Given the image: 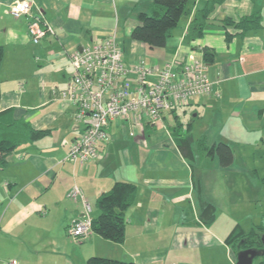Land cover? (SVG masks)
<instances>
[{"label":"crops","instance_id":"1","mask_svg":"<svg viewBox=\"0 0 264 264\" xmlns=\"http://www.w3.org/2000/svg\"><path fill=\"white\" fill-rule=\"evenodd\" d=\"M153 1L33 0V13L55 27V34L34 43L28 33L30 17H14L10 7L16 0H0V45L4 47L0 110L10 108L18 120L49 130L35 141L22 136L0 168V203L4 204L0 243L9 247L15 238H20V246L29 241L24 247L29 249L28 254L24 252L29 264H86L92 255L137 264L237 263L238 252L226 237L240 223L232 216L227 225L220 221L219 210L224 209L215 194L203 193L200 179L196 183L193 165L171 130L176 123L183 124L181 134H192L194 140L205 136L210 145L223 141L233 150L236 143L264 141V0H225L210 14L205 34L196 42L190 38L189 25L209 0H189V10L172 29L167 45L150 48L130 34L138 13L150 12ZM258 11L261 27L227 39L226 30L236 32L237 28H226L225 17L237 19ZM113 33L128 63L144 60L164 66L186 61L193 45L214 49L215 59L208 64L214 91L166 113L158 123L146 118L111 120L109 139L99 143L103 158L81 163L69 157V149L83 124L75 120V107L61 99L58 90L68 85L73 73L70 54L92 38ZM256 132L258 138L251 135ZM194 147L198 148L194 145L189 154L186 145L188 156L202 153ZM210 157L221 171L258 174L256 167L252 172L248 166H237L235 153L227 167ZM117 180L132 181L138 187L135 202L126 211L125 241L117 243L91 232L88 238L95 247L83 253L68 227L83 217L84 206L81 200L69 198L68 192L79 186L96 215L98 196ZM201 197L216 206L210 225L200 218ZM105 244L109 251L103 249ZM7 253L0 249V264H8Z\"/></svg>","mask_w":264,"mask_h":264},{"label":"built area","instance_id":"2","mask_svg":"<svg viewBox=\"0 0 264 264\" xmlns=\"http://www.w3.org/2000/svg\"><path fill=\"white\" fill-rule=\"evenodd\" d=\"M32 6L33 0H16L10 12L16 18L30 17L28 33L34 43H39L55 34V27L33 13ZM70 62L74 68L70 81L58 92L75 107L74 118L83 124L69 149V157L81 163L103 158L99 143L109 139L111 120L134 118L139 122L146 118L157 122L172 106L186 105L214 91L209 65L201 55L191 54L180 69H174L173 62L164 66L144 60L128 63L115 33L90 39L70 54ZM68 197L81 200L84 206L83 217L71 222L68 233L75 240L84 239L92 231V205L77 185Z\"/></svg>","mask_w":264,"mask_h":264},{"label":"trees","instance_id":"3","mask_svg":"<svg viewBox=\"0 0 264 264\" xmlns=\"http://www.w3.org/2000/svg\"><path fill=\"white\" fill-rule=\"evenodd\" d=\"M224 1L225 0H209L205 7L196 12L188 30L193 42H196L204 36L210 14L217 5ZM188 10L189 0H154L150 12L140 11L138 13V23L133 27L130 35L132 39L144 42L150 48L164 47L167 45L172 29L179 25L181 18ZM223 23L226 28L229 26L237 28L236 32H231L229 29L226 30L227 39L238 34L244 36L249 31L262 26V13L258 11L243 15L237 19L225 17ZM191 54L201 55L208 64L214 61L216 55L214 49L201 46L199 48L198 44L193 45L192 51H190L186 61L189 60ZM3 57L4 47L0 45V69ZM186 61L174 62V69H180ZM1 82L0 75V100ZM186 105L172 106L170 109L165 110L159 121L164 119L166 113H174L177 109ZM182 125L183 124H180L179 127L178 123H176L175 127H172L171 133L180 140V146L186 155L192 154V147L196 145L199 150L204 149L207 155L217 157L219 164L223 167L230 166L233 163L234 150L230 144L221 141L210 145L207 143L205 136H200L194 140L192 134H181V130L183 131V128H181ZM48 133L49 130L36 129L30 122L18 120L14 117L13 110L10 108L0 110V168L6 165L8 155L15 151L21 144L22 136H26L28 140L35 141ZM186 145L190 148V153L186 152ZM137 190L138 187L136 183L127 180H117L109 190L102 192L98 196L95 204L99 209V213L96 215L92 213L91 232H96L117 243L124 242L127 227L126 211L135 202ZM200 218L204 223L209 225L216 218L215 204L203 197L200 199ZM89 235L86 238H88ZM226 241L230 243L237 252L247 247L264 248V222L253 226L250 230H246L241 224H237L226 237ZM257 257L261 258L259 264H264V255ZM86 264L137 263L133 260L92 255L88 257Z\"/></svg>","mask_w":264,"mask_h":264},{"label":"rangeland","instance_id":"4","mask_svg":"<svg viewBox=\"0 0 264 264\" xmlns=\"http://www.w3.org/2000/svg\"><path fill=\"white\" fill-rule=\"evenodd\" d=\"M188 117L191 118V115L189 114ZM251 135H254L255 138L260 136L259 132L251 133ZM258 143L259 145H256L255 142L251 145L236 143L233 146L234 153L237 155V166L240 164L248 166L252 172L256 167L258 169L256 175H243L230 169L221 171L214 167L215 162L205 154L204 149H200L201 154L196 151L194 157L185 154L196 172V183H198L197 179L201 180L203 193L205 195L215 194L214 197L219 202V207L224 209V211L219 210L221 214L220 221H224L226 225L229 219L228 216L235 218L246 230H250L253 226L264 222V141L260 140ZM254 154H256L255 157ZM223 194L224 199H222ZM4 203L7 202L4 201ZM3 205V203H0V209ZM189 210L191 211V206H189ZM25 234L29 236V231H26ZM19 239L15 238L16 241L13 245L12 243L11 245L8 244L9 247L0 243V249L9 254L6 260L8 264H13V258H16L19 264H29V256L27 258L24 256V252L25 254L29 253V249H24V247L29 246V241L25 244L23 242V245L20 246ZM77 243L78 245L81 244L80 249L83 253H89L87 249H94L95 247V244L90 242V238L78 239ZM108 246L105 244L103 249L109 251ZM260 260L261 258L256 257L253 264H259Z\"/></svg>","mask_w":264,"mask_h":264},{"label":"water","instance_id":"5","mask_svg":"<svg viewBox=\"0 0 264 264\" xmlns=\"http://www.w3.org/2000/svg\"><path fill=\"white\" fill-rule=\"evenodd\" d=\"M264 255V248L247 247L238 251L236 264H253L257 256Z\"/></svg>","mask_w":264,"mask_h":264}]
</instances>
